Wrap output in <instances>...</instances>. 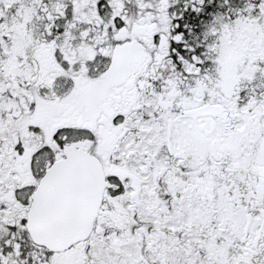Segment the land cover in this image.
<instances>
[{
    "label": "snow or ice",
    "instance_id": "snow-or-ice-1",
    "mask_svg": "<svg viewBox=\"0 0 264 264\" xmlns=\"http://www.w3.org/2000/svg\"><path fill=\"white\" fill-rule=\"evenodd\" d=\"M0 264H264V0H0Z\"/></svg>",
    "mask_w": 264,
    "mask_h": 264
}]
</instances>
